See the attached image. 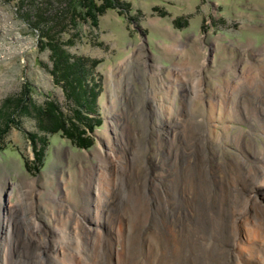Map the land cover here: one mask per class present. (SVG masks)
Listing matches in <instances>:
<instances>
[{
  "label": "rangeland",
  "instance_id": "rangeland-1",
  "mask_svg": "<svg viewBox=\"0 0 264 264\" xmlns=\"http://www.w3.org/2000/svg\"><path fill=\"white\" fill-rule=\"evenodd\" d=\"M78 59L84 62L86 75L76 71L69 80L76 93L81 88L90 96L97 93L92 113L89 107L90 112L83 113L101 120L92 131L85 120L77 123L74 118L76 104L55 69L58 62L74 64ZM249 64L264 67V0H0V183L7 182L2 201L17 215L7 232L14 231L24 241L31 238L33 224L14 196L19 189L22 194L26 190L23 182L35 179L37 190L44 194L58 184L57 195L63 196L65 179L92 167L97 163L94 152H109L117 134L136 126L137 119L127 114L136 99L141 103L145 97L142 111L148 114H153L164 93L174 99L164 103L174 115L162 116L168 119L161 126L163 149L150 141L145 160L151 164L160 156L178 167L180 162L173 160L190 152V121L206 118L203 111L213 90ZM197 79L206 100L202 111L195 113L190 97ZM50 103L67 126L45 134L40 127L52 129L57 123L46 115ZM230 125L231 134L249 129L248 124ZM175 130L178 135L172 141ZM78 133L91 143L86 149L77 147ZM127 140L132 143L125 134V144ZM253 145L258 149L262 142L255 139ZM40 150L42 163L37 166L35 154ZM127 151L132 158L130 146ZM91 196L96 197V191ZM172 197L171 207L184 210L181 194ZM36 210L37 221L49 227L50 209ZM183 219L190 223V212ZM35 240L45 243L43 229L35 233ZM53 240L54 235L48 241ZM187 254L184 263L190 264V239Z\"/></svg>",
  "mask_w": 264,
  "mask_h": 264
},
{
  "label": "bare ground",
  "instance_id": "bare-ground-1",
  "mask_svg": "<svg viewBox=\"0 0 264 264\" xmlns=\"http://www.w3.org/2000/svg\"><path fill=\"white\" fill-rule=\"evenodd\" d=\"M255 68L249 64L209 93L205 120L190 121V152L173 160L178 167L160 156L151 164L145 160L150 141L163 149L161 126L168 119L162 116L174 115L164 105L174 100L167 91L153 114L142 111L145 97L133 101L127 114L136 126L117 134L109 152H94L92 167L65 179L63 196L58 184L44 194L35 179L23 182L24 193L11 196L33 224L26 241L7 232L17 215L2 201L7 182L0 183V264H187L189 239L190 264H264V67ZM195 84L190 102L198 113L206 99L202 81ZM230 122L249 129L231 134ZM125 134L132 143L125 144ZM172 134L174 141L178 132ZM255 139L262 142L258 149ZM174 194H181L183 211L171 207ZM38 206L50 209L47 228L37 221ZM42 229L46 241L37 243Z\"/></svg>",
  "mask_w": 264,
  "mask_h": 264
},
{
  "label": "trees",
  "instance_id": "trees-1",
  "mask_svg": "<svg viewBox=\"0 0 264 264\" xmlns=\"http://www.w3.org/2000/svg\"><path fill=\"white\" fill-rule=\"evenodd\" d=\"M91 5L92 7H95V5L91 2ZM97 12L99 14L103 13L104 10H98L97 9ZM94 17V15H92ZM95 19V17H94ZM96 21V20H95ZM63 63V62H61ZM61 63H56L55 65V69L58 71V72H61V77L64 78L66 84H67V87H66V93L70 94L72 97H73V100L76 104V110L74 111V118L77 120V123H80L82 122V119L85 120L86 122V128L89 129V130H93L94 127H98L100 126L101 124V120L100 119H96V118H88L86 117L85 115L83 116V113L86 112V109L88 110V107L90 108L91 110V113H92V106H94V102H95V99H96V96H97V93L96 94H93V95H88L89 94V91L87 92V90H84L81 88L82 91L76 93L75 90L73 89L72 85V82L73 80H69V75H74V72H76V74L78 73V76L81 74L82 77H84L86 74H85V71H84V62L82 60H75L73 63L74 64H68V63H64V64H61ZM63 66V67H62ZM75 79H79L80 77L76 78V76H74ZM74 79V80H75ZM69 85V87H68ZM67 94V95H68ZM48 109V113L46 115H49V117H52L54 120L57 121V123L55 122V126L52 128V129H46L45 127H40V130H42L45 134H47V131L50 132V133H55L63 128H65L67 125H66V122L63 121L62 119L60 120V117L57 116V107L55 105H52L51 103L48 105L47 107ZM39 111V110H38ZM89 111V110H88ZM46 112V111H45ZM90 112V111H89ZM41 113V112H40ZM87 113V112H86ZM95 114V116H98L97 113H93ZM3 116L5 117L6 116V113L3 114ZM71 126L75 127L76 130L78 131L77 129V125H75V123H71ZM81 127V126H80ZM81 129L83 130V128L81 127ZM2 131L1 127H0V132ZM79 135V141L77 143V147L81 148V149H86L88 146L91 145L90 142L86 141L84 138H81V133H78L77 134V137ZM44 142H46V140H44ZM43 154V151L40 150L38 151L35 155H36V160H37V166H40L41 163H42V155Z\"/></svg>",
  "mask_w": 264,
  "mask_h": 264
}]
</instances>
